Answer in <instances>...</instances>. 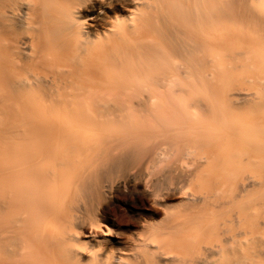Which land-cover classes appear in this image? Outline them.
<instances>
[{
  "label": "bare ground",
  "instance_id": "1",
  "mask_svg": "<svg viewBox=\"0 0 264 264\" xmlns=\"http://www.w3.org/2000/svg\"><path fill=\"white\" fill-rule=\"evenodd\" d=\"M130 166L191 190L119 250ZM168 262L264 264V0H0V264Z\"/></svg>",
  "mask_w": 264,
  "mask_h": 264
},
{
  "label": "rangeland",
  "instance_id": "2",
  "mask_svg": "<svg viewBox=\"0 0 264 264\" xmlns=\"http://www.w3.org/2000/svg\"><path fill=\"white\" fill-rule=\"evenodd\" d=\"M212 93L214 95L223 94V91L216 89ZM106 130L108 127L104 124L100 131L105 132ZM160 168L153 171L151 167H146L139 171L138 167L130 166L124 171L114 172L113 188L102 202L101 223L96 232L99 236L107 237L106 243L119 250H128L132 247L133 237L137 232L143 234L147 243L155 244L157 241L165 242L172 238V233L164 229L166 213L180 208L183 200L178 194L183 190L190 191L191 189L189 185L174 176L165 183L166 188L163 194L166 196L160 199L161 203H154L153 184L160 177ZM133 221H137L138 225H131ZM151 224L158 225L156 230L148 228ZM168 254L175 255V252ZM210 258L215 259L216 256Z\"/></svg>",
  "mask_w": 264,
  "mask_h": 264
}]
</instances>
